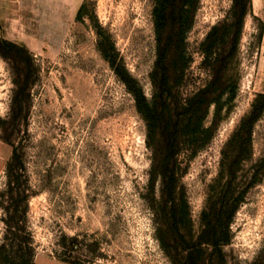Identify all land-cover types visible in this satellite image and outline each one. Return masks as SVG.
Masks as SVG:
<instances>
[{
  "label": "rangeland",
  "instance_id": "374dc122",
  "mask_svg": "<svg viewBox=\"0 0 264 264\" xmlns=\"http://www.w3.org/2000/svg\"><path fill=\"white\" fill-rule=\"evenodd\" d=\"M154 1L0 0V39L26 48L33 63L28 97L13 120L16 79L25 77L0 54V264H35L42 256L76 264H174L158 235L160 226L176 229L163 216L170 208L162 209L159 175L151 188L160 157L156 137L100 48L109 39L117 61L151 99ZM232 3L199 0L186 33L191 58L179 84L183 98L210 78L201 42ZM229 75L235 95L215 122V105L204 119L214 127L212 137L176 156L175 196L187 201V217L178 208V223L193 239L204 228L212 193L229 188L222 174L228 142L264 93V0L249 1ZM14 151L10 191L6 167ZM238 164L231 190L240 198L232 213V199L222 210L223 220L231 214L222 233L227 240L217 248L201 243L206 264H264V109L253 124L251 153Z\"/></svg>",
  "mask_w": 264,
  "mask_h": 264
},
{
  "label": "trees",
  "instance_id": "16d2710c",
  "mask_svg": "<svg viewBox=\"0 0 264 264\" xmlns=\"http://www.w3.org/2000/svg\"><path fill=\"white\" fill-rule=\"evenodd\" d=\"M250 0H233L227 15L213 24L205 39L201 42L204 55L203 64L209 71L210 78L204 86L191 95L183 98L180 95L179 84L184 78L185 70L190 62L187 50L186 33L194 23V17L199 0H155L154 29L157 42L156 60L151 71L153 81V96L148 99L138 81L126 70L123 63L117 61V53L109 39L100 41L104 56L110 61L117 74L126 83L135 98L136 107L147 121L149 135L156 137V156L160 157L153 167L151 188L156 175L161 177L162 209L169 206L163 216L174 224L175 232L160 226L158 235L165 251L171 256L174 264H206L201 249V243L213 244L216 248L227 240L223 232L227 231L231 214L222 219V210L232 199L231 213L235 210L240 195L234 196L231 190L232 180L238 171V163L243 154L250 155L252 145V128L255 120L264 109V93H259L252 104L250 113L242 120L238 129L228 142L222 162V174L228 176V186L224 191L212 193L209 199L210 211L205 213L204 228L199 236L193 239L186 225L178 223L177 210H187V201H181L175 196L177 172L175 170L176 156L186 147L196 150L207 143L212 137L213 125L205 127L204 119L210 106L215 105V122L224 104L231 101L235 95L236 81L229 75L230 64L236 54L238 42ZM85 4L78 9L79 16ZM113 50V53H111ZM0 54L16 63L18 76L13 101V120L22 111V102L27 99L26 86L30 71L33 69L31 55L28 50L16 43L0 39ZM22 63H25L23 65ZM228 96L223 99V96ZM9 136H4L8 143ZM15 151L12 159L7 162L8 189L13 190L15 178ZM22 191V189H19ZM21 195V193H19ZM180 201V202H179ZM16 213L10 216L13 217ZM16 216V215H15ZM187 217V215H185ZM182 216L181 219H183ZM181 221V220H180ZM188 224L190 221L187 218ZM164 224V222L162 223ZM11 226V222H10ZM36 264V263H35Z\"/></svg>",
  "mask_w": 264,
  "mask_h": 264
},
{
  "label": "crops",
  "instance_id": "0c3cea01",
  "mask_svg": "<svg viewBox=\"0 0 264 264\" xmlns=\"http://www.w3.org/2000/svg\"><path fill=\"white\" fill-rule=\"evenodd\" d=\"M1 158L2 159L4 158L3 154L0 155V161H2ZM36 264H76V263H72L52 256H42L39 257L38 260H36Z\"/></svg>",
  "mask_w": 264,
  "mask_h": 264
}]
</instances>
